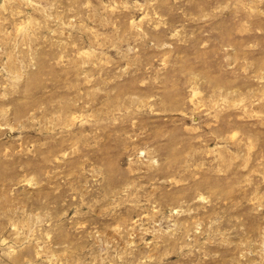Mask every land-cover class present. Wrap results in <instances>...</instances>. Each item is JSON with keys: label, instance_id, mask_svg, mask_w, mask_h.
Returning <instances> with one entry per match:
<instances>
[{"label": "rangeland", "instance_id": "1", "mask_svg": "<svg viewBox=\"0 0 264 264\" xmlns=\"http://www.w3.org/2000/svg\"><path fill=\"white\" fill-rule=\"evenodd\" d=\"M0 264H264V0H0Z\"/></svg>", "mask_w": 264, "mask_h": 264}]
</instances>
